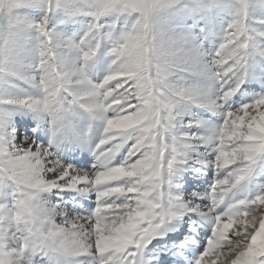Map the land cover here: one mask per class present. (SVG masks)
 <instances>
[{
	"label": "snow or ice",
	"instance_id": "obj_1",
	"mask_svg": "<svg viewBox=\"0 0 264 264\" xmlns=\"http://www.w3.org/2000/svg\"><path fill=\"white\" fill-rule=\"evenodd\" d=\"M172 2L85 0L82 11L87 15L137 16L112 49L115 71L98 86L73 66L71 43L52 37L47 19L28 26L41 42L39 73L27 78V83L41 89L42 96L0 100V104L20 105L37 116L49 117L52 142L57 146L63 140L66 122L74 115L62 106L65 94L72 97L73 105L94 116L103 118L108 110L114 116L105 119L104 137L97 145L100 170L94 174L78 173L50 160V153L39 145L34 151L31 147L18 148L13 143L14 134L0 122V189L7 182L15 187L14 206H0V264H23L19 253L9 251L13 244L21 252L58 254L67 264H74L73 258L92 254L103 257V264H137V253L170 220L177 218L178 198L170 195L168 188L174 165L185 158L192 145L178 137L168 142V137L174 128L177 104L183 100L204 101L206 97L194 90L170 89L167 85L169 73L186 66L183 42L166 38L157 24L158 13ZM41 3L51 8L53 0H0V53L27 30L14 20L15 10ZM56 6L59 7V0ZM250 10L249 0H238L235 19L217 52L216 71L205 69L217 80L223 81L246 68L251 40L247 24ZM100 40L99 29L93 25L83 51L85 64L96 56ZM3 71L4 66L0 65V72ZM235 91L226 90L223 100L228 101ZM133 135L136 142L129 159L120 166H112L121 143ZM212 138L218 140L217 174L231 169L212 190L215 210L229 191L248 179L257 160L264 156V98L237 112H228ZM137 153L141 158L132 161ZM53 191L94 192V215L65 219L57 225L54 219L63 213L40 198L42 193ZM6 217L21 226L19 235L4 226ZM86 223L93 226L92 232H83ZM199 264H264V195L250 202L241 201L223 216L215 217L212 236Z\"/></svg>",
	"mask_w": 264,
	"mask_h": 264
},
{
	"label": "rangeland",
	"instance_id": "obj_2",
	"mask_svg": "<svg viewBox=\"0 0 264 264\" xmlns=\"http://www.w3.org/2000/svg\"><path fill=\"white\" fill-rule=\"evenodd\" d=\"M84 3L85 0H59V7H57L56 0H53L51 8L47 4L41 3L15 10L14 20L22 24L27 30L4 53H0V65L4 66V71L0 72V100L40 98L42 96L41 89L27 83V78L37 76L39 73L41 42L38 34L29 29L28 26L45 19L48 21L47 30L52 37L65 44L71 43L73 66L82 71L84 77L93 85L102 84L106 77L115 71L116 57L113 55L112 49L126 30L131 27V24L135 22L137 16L136 14L91 16L82 11ZM249 4L251 10L247 24L249 27L248 35L251 40L249 41L246 68L243 72L234 73L223 81L210 76L205 69H210L212 72L216 71L215 65L219 59L217 52L224 42L229 24L235 19L238 0H173L171 6L161 10L157 15L160 31L168 39L181 40L183 42L182 50L185 54L184 63L186 66L169 73L167 77L168 87L170 89L194 90L206 97L204 101L183 100L177 104L174 128L168 137V142H171L173 137H178L185 143L192 145V150L186 154L185 158L174 165L172 184L168 188L169 194L174 198L183 199L182 203L190 201L200 203V198L211 200V193L218 179H222L231 170L224 169L208 181L205 180L206 176L202 175L199 166L204 163L212 166L217 173L215 157L218 140L212 137L222 127L228 112H237L245 105L264 98V0H249ZM93 25L99 29L100 46L96 56L85 64L83 51L87 49L86 41ZM97 69L101 71L99 75H96ZM233 88L236 89L234 95L228 101H224L223 93ZM61 103L65 109L73 106L75 109L72 110L71 107V111H77L80 115L89 116L102 122L101 126L103 127L99 129V133L104 136L105 119L112 117L108 113L109 110L104 112L103 118L94 116L81 109L79 105H73L72 97L66 94L62 97ZM201 103L206 106H201ZM38 118H44L46 121L48 119L47 116H37L20 105L0 104V122L6 126L8 132L14 134L13 143L18 148L25 150L26 147H30L32 142H37L35 141L37 136L44 132L33 123ZM26 124H28L30 131L23 129L25 133H22L21 129ZM191 137H203L205 139H190ZM26 140L29 142L28 144L24 143ZM126 141L125 154L129 155L136 142L134 135ZM40 147L44 149V147ZM139 158L141 156L137 153L131 157V160L135 161ZM263 159L264 156H261L257 163ZM68 162L66 161L65 165ZM83 173L94 174V171L85 168ZM182 174L184 176L180 178ZM185 174H187L186 179L187 176H190V182L187 186L183 185ZM252 179L253 176L249 182ZM240 186L241 184L238 187ZM179 187L183 189L180 196L177 193ZM7 192H11L10 194L15 196V187L11 182H7L0 189V198L7 196ZM56 193H42L40 198L48 205H55L57 202L53 200L52 195H57ZM69 198L63 196L64 202L68 205L73 203L71 196ZM225 198L227 204H232L235 200L233 197ZM9 207L11 206L6 204L7 209L12 208ZM85 208L89 210L90 206L86 205ZM58 210L66 212L69 207L62 204ZM201 210L207 211L203 207ZM228 210V208L223 207L222 214L224 215ZM196 212L203 213V211L192 213ZM63 219L65 218L58 214L54 223L62 224ZM6 221L5 218L3 224L7 228L8 222L6 223ZM188 225H190L189 222ZM9 226L12 227L13 224L11 223ZM9 226L8 230L11 228ZM17 226L20 225L16 223L15 227ZM185 228L187 230L189 226ZM20 230L21 227L14 228V234L19 235ZM17 248L18 246L15 244L10 245L9 251ZM149 250L158 252L155 246L150 247Z\"/></svg>",
	"mask_w": 264,
	"mask_h": 264
},
{
	"label": "bare ground",
	"instance_id": "obj_3",
	"mask_svg": "<svg viewBox=\"0 0 264 264\" xmlns=\"http://www.w3.org/2000/svg\"><path fill=\"white\" fill-rule=\"evenodd\" d=\"M100 73L101 71L97 69L96 75H99ZM71 107L72 110L75 109L73 106H69V110H71ZM73 113L74 115L70 116L66 122L67 126L64 132L63 140L60 142L59 146L52 142V128L51 121H49L50 118L48 117L47 121L44 120V118L34 120L33 123L39 130H43L44 132L47 130V132H45L46 135H44L45 133L43 132L37 136L35 140L37 142H32V147H30L33 151L36 149L37 145L44 147L45 150L51 151V157L49 156L50 160L59 161L64 165L66 161H69L65 166H70L78 173L83 172L85 168H89L95 173L100 170V162L97 156V145L104 137L99 133V129L103 127L101 126L102 122L89 116L80 115L77 111ZM108 113H110L112 117L114 116V113L111 110H109ZM27 125L28 124L21 129L22 133H25L23 129L30 131V128ZM41 136H43V139L39 138ZM126 143V140L121 143L118 151L112 158L111 165L113 163V166H120L129 159V155L125 154ZM21 146H24V144H21ZM28 148L29 146L26 147L25 150ZM263 160L254 166L252 173L250 174L251 177L253 176V179L250 182L249 180L251 177H249L248 180L243 181L240 187L237 185L234 190L227 193L225 197H233V199H235L232 204H227L225 202L226 198L224 197V200L220 203V205L215 210H212V200H209L208 198H200V203L197 201H190L184 202L185 204L182 203L183 199L178 198L181 203L177 210V219H173L171 222L167 223L164 228L159 231L157 237L153 238L150 243L137 253V256L135 257L137 264H162V262H167L166 264H199L200 256L206 249L208 240L212 236V232L214 230V219L218 215L223 216V207L231 209L235 205H240L241 201L250 202L258 195H264ZM199 167L202 171V175L206 176L205 180L207 181L217 175L213 167L209 166V164L204 163ZM181 173L182 171L180 174ZM186 175L187 174H185V180H183V185L187 186L190 182V176H187L186 179ZM183 176L184 175L182 174L180 178ZM195 182L197 181L195 180ZM178 190V196L182 195L183 189L179 187ZM53 192L54 194L56 193V191ZM6 194L7 196L0 198V206L6 208L7 204L8 206L13 207L15 200L14 194L11 195L8 192ZM56 194L57 195H52L53 200L57 202L55 205L60 207L63 204L69 207L68 211L62 212V216L65 219H71L77 216L89 218L94 215L95 208L97 207V197L94 192L81 194L77 191H67L57 192ZM63 196H66L68 199H70L69 196H71L73 203L68 205V203L64 202ZM1 200H3V203H1ZM86 205L90 206L89 210L85 208ZM202 207L207 211L204 212V210H201ZM194 211H203L204 214L201 212L192 213ZM6 219L8 226L11 223L13 224L12 227L9 226L11 227L9 228V231L14 234V228H19L21 226L15 227L16 222L10 217H6ZM65 219H63V221H65ZM188 222L190 225H188ZM186 226H189V229L186 230ZM92 230L93 226L86 223L83 228V232L90 233ZM153 241H155L153 245H157V248L161 249L158 253L148 250ZM166 241H168V243L164 244ZM11 252L19 253L24 264H67L66 259L58 254H40L34 253L31 250L21 252L19 246L17 249L11 250ZM146 255L149 256V260H146L148 257ZM103 259L104 258L98 254H92L73 258V261L74 264H103Z\"/></svg>",
	"mask_w": 264,
	"mask_h": 264
}]
</instances>
